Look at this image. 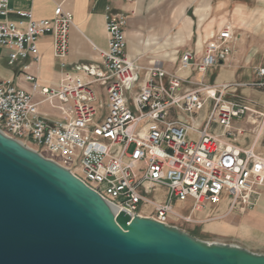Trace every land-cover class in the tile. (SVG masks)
<instances>
[{"label":"built area","instance_id":"1","mask_svg":"<svg viewBox=\"0 0 264 264\" xmlns=\"http://www.w3.org/2000/svg\"><path fill=\"white\" fill-rule=\"evenodd\" d=\"M66 1L56 6L53 18L36 19L31 10L15 11L10 0H0V48L8 50L9 66L28 59L39 63V40L50 35L63 72L58 84L43 86L28 65L22 66L30 91L0 78V131L34 146L131 217L173 226L174 220L192 221L191 214L175 210V203L191 201L192 212L222 203L231 210L253 206L264 187V155L225 142L234 120L251 112L240 100L225 99L241 85L216 89L156 64L140 65L127 53L128 17L110 6L102 63L70 67L74 16ZM234 38L231 26H225L207 42L201 59L185 52L179 69L207 74L229 60ZM258 74L264 76V69ZM43 105L58 116L44 114ZM214 126L222 132L214 133Z\"/></svg>","mask_w":264,"mask_h":264},{"label":"water","instance_id":"2","mask_svg":"<svg viewBox=\"0 0 264 264\" xmlns=\"http://www.w3.org/2000/svg\"><path fill=\"white\" fill-rule=\"evenodd\" d=\"M0 264H264V254L116 211L0 131Z\"/></svg>","mask_w":264,"mask_h":264},{"label":"crops","instance_id":"3","mask_svg":"<svg viewBox=\"0 0 264 264\" xmlns=\"http://www.w3.org/2000/svg\"><path fill=\"white\" fill-rule=\"evenodd\" d=\"M62 1L64 0H10V4L15 11L31 10L36 19H51L56 6ZM239 1L250 0H68L64 6L74 16V25L69 33L68 64L74 67L102 63L99 51L108 48L106 8L110 6L128 17L125 29L127 53L137 58L140 65L148 67L156 64L181 78L192 77L196 81L209 83L213 80V87L216 89L224 84L241 85L239 89L246 87L238 100L246 104L251 112L244 118L234 120L233 134L225 142L241 151L253 149L257 154L264 155V76L258 74V70L262 68L255 69L253 81L247 84L237 82L243 78V73L237 70L227 75L214 74L218 69L224 71L222 68L230 59L236 65L252 63V60H245L243 57L252 47L264 51V26L256 24L252 43L249 41V28L236 30L241 13L244 12L247 16L256 14L249 9L233 7L236 3L239 6ZM10 18L16 20L18 16L12 14ZM250 22L246 20L245 24L249 27ZM225 26H231L235 34L231 43L232 54L227 62L220 63L207 74L179 69L180 59L185 52H192L197 59H201L207 42ZM39 51V63L28 59L11 67L8 64V50L0 48V78L12 80L17 86L30 91V84L21 76L22 66L28 65V73L35 76L41 85L58 84L63 72L54 57L50 35L39 40ZM96 90L103 93L101 97L106 99L101 88L96 87ZM42 107L41 111L51 118L58 116L49 106L48 109ZM207 110L201 115H205ZM213 131L220 134L222 129L214 126ZM244 222L259 226L264 233V187L259 190L257 202L245 216ZM220 228L227 229L228 226L222 224Z\"/></svg>","mask_w":264,"mask_h":264},{"label":"rangeland","instance_id":"4","mask_svg":"<svg viewBox=\"0 0 264 264\" xmlns=\"http://www.w3.org/2000/svg\"><path fill=\"white\" fill-rule=\"evenodd\" d=\"M238 7L241 9H249V11H255L254 16H247L246 13H241L238 25L236 30H248L250 29L249 41L252 43L253 34L256 27V24H261L264 26V0H250V1H239ZM248 20L251 26L245 24V21ZM237 35V32H236ZM244 59L252 60V63L233 64L231 59L228 63L222 68L224 71H214L215 75L224 73V75L237 70L239 73H243V78L237 80L243 84L251 83L253 81V74L255 69L262 68L264 69V51H260L255 47L249 49V52L245 54ZM254 62V64H253ZM193 82H202L208 86H213V80L209 82L206 81H196L192 78ZM238 89L237 93L229 92L226 94L225 99L228 101H237L241 97V91L245 89ZM44 109H48L46 105H43ZM32 147V146H31ZM32 149H35L34 146ZM257 202V201H256ZM255 202V204H256ZM250 208H245V206H240L239 209L231 210L228 206H225V203H222L221 206H207L198 209L197 211L191 210L193 203L191 201L187 203H175L174 207L176 211L181 212L185 215H192V221L187 223L182 220H174L173 226H176L183 230L184 232L190 234L191 236L202 240L208 243H221L229 245H237L242 248H245L253 253L264 254V233L259 226L247 225L244 222L245 216L249 211L253 210L254 206ZM225 224L228 226L227 229H221L220 225Z\"/></svg>","mask_w":264,"mask_h":264}]
</instances>
